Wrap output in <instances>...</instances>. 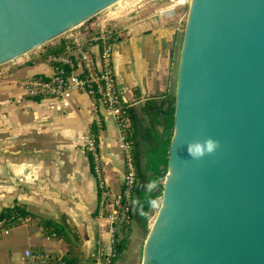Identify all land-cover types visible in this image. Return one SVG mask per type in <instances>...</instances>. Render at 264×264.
Masks as SVG:
<instances>
[{
	"label": "water",
	"instance_id": "1",
	"mask_svg": "<svg viewBox=\"0 0 264 264\" xmlns=\"http://www.w3.org/2000/svg\"><path fill=\"white\" fill-rule=\"evenodd\" d=\"M116 1L0 0V64ZM174 95L143 264H264V0H190Z\"/></svg>",
	"mask_w": 264,
	"mask_h": 264
},
{
	"label": "crops",
	"instance_id": "2",
	"mask_svg": "<svg viewBox=\"0 0 264 264\" xmlns=\"http://www.w3.org/2000/svg\"><path fill=\"white\" fill-rule=\"evenodd\" d=\"M129 3L127 11L124 6L110 8L102 20L119 25L112 53L116 84L124 101L139 106L173 94L187 12L186 6L169 0ZM165 7L169 12L161 14ZM98 21L88 19L87 28ZM91 49L95 53L97 46ZM41 54L14 58L17 65L0 74V210L19 203L33 213L36 227L26 248L48 252L52 264H100L97 252L110 242V221L98 214L99 189L85 141L97 135L105 184L115 194L124 175L118 128L105 106L86 93L73 92L67 106L25 95L24 80L51 74ZM40 218L61 222L66 237L45 233L35 222ZM132 223L131 233L137 228Z\"/></svg>",
	"mask_w": 264,
	"mask_h": 264
},
{
	"label": "built area",
	"instance_id": "3",
	"mask_svg": "<svg viewBox=\"0 0 264 264\" xmlns=\"http://www.w3.org/2000/svg\"><path fill=\"white\" fill-rule=\"evenodd\" d=\"M170 2L185 4L186 0H170ZM159 12L168 13L169 8H161ZM87 20L60 34L62 35L61 51L45 56L50 65L51 74L46 77L32 76L24 80L22 89L28 97L53 98L61 102L63 106L68 105V99L73 92H83L101 102L115 120L124 164V175L117 193L110 194L105 184L97 149V135L92 134L85 141V148L90 154L99 189L98 214L106 216L110 221V242L105 250L99 249L97 255L102 258L100 264H113L116 257L113 234L117 227L129 226L133 221L131 194L136 185V173L130 140L131 121L127 112V108L132 103L124 101L117 88L113 70V37L119 25L109 24L101 19L93 26L91 25L90 30L86 26ZM92 44L97 46L95 53L91 49ZM8 229L1 220L0 237ZM51 261L52 256L48 252L25 248L17 264H52Z\"/></svg>",
	"mask_w": 264,
	"mask_h": 264
},
{
	"label": "trees",
	"instance_id": "4",
	"mask_svg": "<svg viewBox=\"0 0 264 264\" xmlns=\"http://www.w3.org/2000/svg\"><path fill=\"white\" fill-rule=\"evenodd\" d=\"M43 49L41 57L61 51L62 45L60 42L56 46L46 45ZM174 103L175 95L166 94L160 98H150L139 106L131 104L127 108L136 173V185L131 194L133 221L144 237L149 232L152 208L162 193L161 179L167 172L168 146L174 125ZM33 216L31 211L19 203L0 210V221L3 220L8 228L19 225L23 218ZM60 223L44 218L37 222L48 235L66 237L65 227ZM130 233L131 225L116 228L113 234L116 257L113 262L127 249Z\"/></svg>",
	"mask_w": 264,
	"mask_h": 264
},
{
	"label": "rangeland",
	"instance_id": "5",
	"mask_svg": "<svg viewBox=\"0 0 264 264\" xmlns=\"http://www.w3.org/2000/svg\"><path fill=\"white\" fill-rule=\"evenodd\" d=\"M129 1L131 0H118L112 5H110L109 7H106L100 10L99 12L91 16L89 19L90 20H96V19L100 20L102 18L108 17L107 13L110 10V8H120V6L121 7L124 6L123 11H127V8H129V5H131ZM143 1L148 2L149 4L154 2V0H143ZM189 3H190V0H186L185 4H181L182 7L186 6V12H188ZM150 8L152 7L149 6L148 9ZM186 19H187V13H186ZM113 20H118V19L116 18ZM185 24H186V21H185ZM61 36L62 35L53 37L52 39L41 44L40 46H37L31 49L30 51L26 52V54H32L33 52H36V53L44 52V49H43L44 46L50 45L51 43L56 42L57 40H59V38H61ZM25 55L23 54L21 55V57H25ZM19 57L20 56L16 58L18 59ZM179 60H180V57H178L177 59V68L179 67ZM16 65H17L16 62L14 63L13 59L0 64V74H2L5 71V68L7 66L15 67ZM176 82H177V77H176L174 86L172 88L173 94H175V91H176ZM161 202H162V193H161V196L156 200L152 208L150 218H149L150 228L153 222L156 220L157 214L161 206ZM35 222H38V220H35ZM23 223H28V224H23ZM133 223L132 225L135 224ZM19 224L21 225L15 227L14 229L12 228L9 231L4 232L2 236L0 237V264H17L23 255L24 249L28 247L30 244V241L28 240V236L31 233V230L35 229L36 227L35 223L32 221V218L27 219V220L23 218L19 221ZM145 239L146 237H144L141 234L140 230L137 229L136 227H133L132 233H131V243L129 244L127 249L122 254H120V256L117 258L114 264H143L142 249H143V244H144Z\"/></svg>",
	"mask_w": 264,
	"mask_h": 264
},
{
	"label": "clouds",
	"instance_id": "6",
	"mask_svg": "<svg viewBox=\"0 0 264 264\" xmlns=\"http://www.w3.org/2000/svg\"><path fill=\"white\" fill-rule=\"evenodd\" d=\"M203 144V151H196L192 152L191 149H189V154L193 157H199L203 155L205 152H212L215 150L217 146V142L212 138H207L204 141L201 142Z\"/></svg>",
	"mask_w": 264,
	"mask_h": 264
},
{
	"label": "bare ground",
	"instance_id": "7",
	"mask_svg": "<svg viewBox=\"0 0 264 264\" xmlns=\"http://www.w3.org/2000/svg\"><path fill=\"white\" fill-rule=\"evenodd\" d=\"M167 177V175L165 176V178Z\"/></svg>",
	"mask_w": 264,
	"mask_h": 264
}]
</instances>
